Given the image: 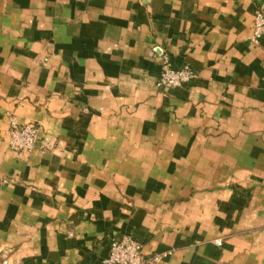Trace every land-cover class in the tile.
Returning a JSON list of instances; mask_svg holds the SVG:
<instances>
[{
    "label": "crops",
    "instance_id": "0c3cea01",
    "mask_svg": "<svg viewBox=\"0 0 264 264\" xmlns=\"http://www.w3.org/2000/svg\"><path fill=\"white\" fill-rule=\"evenodd\" d=\"M264 0H0V264H264ZM197 78L158 88L163 57ZM40 128L29 156L10 119ZM216 242H221L220 246Z\"/></svg>",
    "mask_w": 264,
    "mask_h": 264
},
{
    "label": "built area",
    "instance_id": "2783aa9c",
    "mask_svg": "<svg viewBox=\"0 0 264 264\" xmlns=\"http://www.w3.org/2000/svg\"><path fill=\"white\" fill-rule=\"evenodd\" d=\"M262 37H264V11L256 9L249 42L253 46H258ZM196 78L197 74L191 67L184 65L181 68L173 69L169 59L164 56L156 86L160 89L175 90L183 88ZM39 135V126L35 124L20 125L12 117L8 130V147L18 156H29L37 146ZM216 245L220 246L221 242H216ZM151 260L158 263L160 258L155 256L146 259L143 255L142 245L131 237H124L120 241L110 242L108 253L101 264H148Z\"/></svg>",
    "mask_w": 264,
    "mask_h": 264
},
{
    "label": "rangeland",
    "instance_id": "374dc122",
    "mask_svg": "<svg viewBox=\"0 0 264 264\" xmlns=\"http://www.w3.org/2000/svg\"><path fill=\"white\" fill-rule=\"evenodd\" d=\"M3 264H4V262H3Z\"/></svg>",
    "mask_w": 264,
    "mask_h": 264
}]
</instances>
